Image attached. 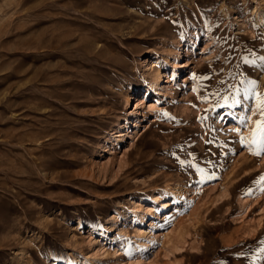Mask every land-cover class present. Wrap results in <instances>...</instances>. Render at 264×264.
Listing matches in <instances>:
<instances>
[{
  "label": "rangeland",
  "instance_id": "1",
  "mask_svg": "<svg viewBox=\"0 0 264 264\" xmlns=\"http://www.w3.org/2000/svg\"><path fill=\"white\" fill-rule=\"evenodd\" d=\"M257 121L264 0H0V264H264Z\"/></svg>",
  "mask_w": 264,
  "mask_h": 264
},
{
  "label": "bare ground",
  "instance_id": "2",
  "mask_svg": "<svg viewBox=\"0 0 264 264\" xmlns=\"http://www.w3.org/2000/svg\"><path fill=\"white\" fill-rule=\"evenodd\" d=\"M173 65H174V70L172 71L171 76L169 75V76L166 77V79H167L166 82L167 83H172L174 81V79L176 78L177 74H178L177 73V68L179 67V63L177 61H175L173 63ZM163 77L164 76H163V73H162L161 70H158V71L154 72V74H152V80H151L150 84L148 85L147 89L145 91H143V94H144L145 97L149 96L150 91H152V90L155 91V93H159L160 92L161 82L164 81ZM148 107L150 108L151 105H149ZM136 126L138 127V124H136ZM134 132L131 131L130 132V136H133ZM158 201L162 204L163 208H166V207L170 206L169 201L162 200V197L159 196L158 194H156V195L153 196V202H158ZM138 206H137V208H139V212H143V211H145L148 208V206L143 204V203H139ZM71 264H73V263H71Z\"/></svg>",
  "mask_w": 264,
  "mask_h": 264
},
{
  "label": "snow or ice",
  "instance_id": "3",
  "mask_svg": "<svg viewBox=\"0 0 264 264\" xmlns=\"http://www.w3.org/2000/svg\"><path fill=\"white\" fill-rule=\"evenodd\" d=\"M257 133H264V123H262L261 121H257V129L253 133V136H256ZM253 143H256L255 139L253 140ZM254 154L259 155L260 153L257 152V153H254ZM262 179H264V178H262Z\"/></svg>",
  "mask_w": 264,
  "mask_h": 264
}]
</instances>
